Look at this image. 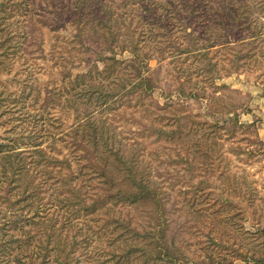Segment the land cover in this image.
<instances>
[{
    "label": "rangeland",
    "instance_id": "obj_1",
    "mask_svg": "<svg viewBox=\"0 0 264 264\" xmlns=\"http://www.w3.org/2000/svg\"><path fill=\"white\" fill-rule=\"evenodd\" d=\"M107 1L113 11H122L116 9L122 0ZM236 1L239 13L241 14L243 7V15L247 16L248 20L247 23L242 22L234 28H223L229 31L230 39L239 37L235 43L229 45L234 55H240L232 63L231 53L225 45L211 47V41L206 39L211 32L215 34V28L221 30V26L225 24L222 18L215 19L213 16V29L208 30L202 41L199 40L202 30H198L197 26L208 19L205 17L207 15L200 14L204 11L203 7L197 12L188 9L187 13L192 15H186L187 18H184L180 25L175 23L176 28H173L174 21H170L172 29L166 31H152L154 28L151 26L138 23L134 7L126 9L129 17H121L115 11L118 38L113 42L118 40V44H122L139 40L144 49L141 50L142 55L135 58L131 52H120L117 47L114 55L121 64L115 67L114 75L104 79L98 74V68L102 70L104 66L100 59L112 54L106 48L102 49L101 53L94 51V34L83 32L85 34L79 36L82 33L79 28L85 24L84 20L77 25L67 23V12L63 10L66 0H4L7 10L1 14L5 16L6 24H2L9 35L1 31L0 43L6 37L8 39L13 36L11 42L16 50L0 48V98H8L9 93L13 96H27L20 100L33 114L38 115V118L23 120L24 116L19 117L15 111L4 112L1 101L0 145H4L2 149L8 151L12 138L19 139L18 144L24 145L16 148H19V152H24L21 155L22 162L32 170L29 164L32 154L30 144L37 142L35 140L39 138L42 142L40 148H46L52 141L49 137L50 131L53 130L50 124L58 125L52 119L54 115L40 118L51 106L45 104L49 100L48 96L51 97V92H64L65 98L72 103L76 100L75 92H87L92 85V79H95L93 92L105 91L114 94L106 108L103 107L100 113L96 112V124L100 125L98 122L102 120L105 122L106 131L112 136L111 148L114 151L119 150L126 159L132 158L133 165L139 159L143 161L142 166L147 175L163 192L161 198L165 202L161 222L159 217L154 218L152 211L142 204L126 205L128 203L119 202L113 203L112 209H106L101 203L106 199L104 197L113 191L110 190L111 184L102 183L104 163L100 164V160V163L98 162L99 151L94 150V145L81 148L76 154L85 157L80 164L93 168L87 172H93L92 186L88 191L94 198H86V207L99 206L95 209V215L74 219V233L69 227L64 228L62 221L56 222L52 228V232L61 233V238L66 240L67 246L64 247L74 252L70 258L71 264H245L243 260L247 256L264 257V246L261 245L264 238L261 241L254 238V235H258L256 232L264 230V60L260 58V63L256 61V64L251 58H241V55L245 54L243 49L247 47L242 44V38L248 40L245 37L250 36L252 29L264 33V0ZM208 2L215 11V0ZM218 2L220 7L221 0ZM193 38L197 41L195 47L191 46ZM254 45L257 53L255 58L258 59L257 56L261 57L264 53V35ZM190 48H199L206 57L191 53ZM150 53L155 56L148 59L147 54ZM94 63L98 66L92 70L94 75L87 76ZM184 72L189 80L191 78L190 81L183 77ZM83 75L87 77L80 78ZM144 79H148L149 85L155 88L151 91L152 99L143 100V106L134 107L137 104L133 102L135 98L131 92H139L141 81ZM101 84L104 89L99 88ZM191 90L196 94V98H183ZM218 98H224V104L229 105L230 109L238 108L239 122L236 125L230 122L232 115L217 113L215 116L216 110H223L220 105H216ZM172 104L175 108H168ZM72 105L75 106L72 108L74 114L78 113L77 108L83 110V104L79 101ZM46 106L47 108H44ZM17 107L22 108V104ZM179 108L181 110H177ZM57 112L58 109L55 113ZM176 114H181L183 118L176 127H171ZM157 117L164 119L161 122ZM220 118L225 119V123L220 124L224 128L223 135L215 144V149L219 151L217 155L222 154L223 158L213 166L200 168L199 165L203 161L192 154V149L188 156L196 166L197 173L186 169L187 157L186 160L176 157L177 151L181 149L169 141L160 140L157 133L159 129L169 133H185L194 120L215 123ZM64 120L68 126L66 141L78 145L80 138L74 136L77 124H73V118ZM42 134H45L43 140L39 136ZM62 148H65V143L58 142L56 150ZM48 151H51V148ZM67 151L71 150L65 148L63 155L67 154ZM181 153L185 155V149L181 150ZM57 155L60 156L59 153ZM3 164L4 162H1L0 168ZM58 170L57 168L54 172L57 182L58 178L60 179ZM88 178L86 176V179ZM0 182V250L11 251L2 253L4 264H38L40 262L31 261V258L27 257L36 251L35 247H29V250H26L28 254L20 251L18 242L16 243V240L22 238L18 236L20 232L3 226L4 222L13 218L11 214L14 210L10 209L9 205H13L15 199L23 196V191L18 188L11 193L13 184L6 176L0 177ZM35 182L39 184L42 202H45L49 209L43 211L42 215L48 217L51 212L50 217H54L57 209L50 207L52 204L49 198L52 193H62L68 187H65L63 182L62 189H54L56 186L51 181L50 186L53 189H49V184H42L43 180L36 179ZM235 185L240 188L242 194H247V189H250L249 192H252L251 195L255 198L254 204L251 200L242 201L235 193H231V187ZM82 192L86 193L85 190ZM206 193L210 195L207 196ZM220 195L223 201L220 200ZM98 198L104 199L97 201ZM225 199H229L231 203ZM228 204L232 206H223ZM219 210H222V213L219 214ZM218 218L225 221L219 223ZM227 219L231 220L230 223L226 222ZM159 225L165 233L164 237L155 234ZM91 226L96 229L103 228L105 234L102 237L92 234L83 245L82 234L87 233ZM110 233H116V237H119V241L117 239L114 245H110ZM47 239L46 237V242ZM131 240L132 247L129 243ZM11 241L13 243L8 244ZM155 242H158L160 247L154 252ZM52 243H56L55 240ZM42 246L47 247L44 242ZM167 253L175 263L169 261ZM159 254H164L165 257L156 259ZM51 257L52 255H48L49 259Z\"/></svg>",
    "mask_w": 264,
    "mask_h": 264
},
{
    "label": "trees",
    "instance_id": "obj_2",
    "mask_svg": "<svg viewBox=\"0 0 264 264\" xmlns=\"http://www.w3.org/2000/svg\"><path fill=\"white\" fill-rule=\"evenodd\" d=\"M58 1L59 0H57V2ZM61 1L63 2L64 0ZM128 1L129 0H122L121 3L124 2L126 4L122 5L120 3L118 4V7H116V9H120L123 12H117L116 10L113 11L111 9L109 1L107 0H66V3L63 6V10L67 12L66 21L68 24L72 23V25H77L81 23V20H84L85 24L79 28L82 30V33L79 34V36L85 34L83 32L94 34L92 41L93 47L95 48L94 51L101 53L103 52L101 50H104L106 48L112 54V56L100 59V61L104 63L102 70H99L98 68V74L101 76V78L109 79L112 75L115 74V67L121 64V62H119L115 57L116 55H114L117 47L120 48V52H131L135 58H139L142 55L141 50L144 48H142V46L140 45L139 40H131L129 41V43L123 42L122 44H118V40H116V42H113L118 38L116 35L117 20L116 17H114V12L116 11L119 16L121 15V17H124V15H126V17H129V12H126V9H128L129 7L135 8L134 11L137 13V16L135 17L138 19V23H142L145 26H151L152 28H154L151 29L152 31H158L159 29H161V31L171 30L172 27L169 25L170 21H174L173 28H176L177 26L175 23H178V25H180L184 22V18H187L186 15H192L187 13L188 9L197 12L199 8L203 7L204 11L200 12V14L207 15L205 17L208 19L200 22L197 26L198 30H202L199 34V40L202 41L204 39V36H207V33L209 32L208 30L213 29V16H215V19L222 18V21L225 24L221 26V30H217L215 28V34L211 32L206 39L207 41H211V47H220L222 45H225L228 52L231 53V63L236 60V57L240 56L236 54L234 55L233 52L230 51L232 47L229 46L232 43H235V40L239 37L232 40L228 36L229 31H225L223 29L234 28L237 24L238 26H240L242 22L247 23V16L243 15V7L240 14V9L237 7L238 2L236 0H221L220 7L218 6V3H220L218 2L219 0H215V11H213V9L210 7L208 0ZM6 7L7 3L4 2V0H0V32H6L9 35V32L5 30V27L2 24H6V20H4L5 16L1 14L2 12L6 13ZM161 8H163V10ZM249 35V37H245L248 40L242 38V44L247 47L243 49L245 54L241 55V58H251L254 63H256V61L260 63V58H263L264 60V53L261 54V57L257 56L258 59H256L255 56L257 53L255 52L254 44L257 40L262 38L264 33H262L261 31H257V29H252L249 32ZM10 38L8 37L7 39L6 37L0 43V48H10L15 51V46L11 42L13 41V36H10ZM196 42L197 41L193 38L191 46L195 47ZM189 50L191 51V53L196 54L197 56L200 55L202 58L206 57V54L204 52H200L199 48H190ZM186 52L189 53V51ZM154 56L155 54L152 53L147 54L148 59ZM147 57L145 59H147ZM96 67L98 66L94 63L93 66L89 69V73L87 76L94 75L92 70ZM144 67L142 73H144L145 71ZM87 76L83 75L80 76V78L84 79ZM187 76V73L184 72L183 77ZM183 77L181 78V80L183 79ZM92 80V85L90 86V88H88L87 92H75L76 100H74L72 103L79 101L81 104H83V110L80 111L77 108L76 111H78V113L76 114H74L72 111V108L75 106H73L72 103L68 102V99L65 98L66 95L64 92H61V94L59 92H51V97L48 96L49 100L46 101L47 103L45 104H51V106H49V109L46 110L44 114L40 116V118L45 119L47 118L46 116L52 117L54 115V118L52 117V119L55 120L58 125H55L53 123L50 124V126H52L53 128V130H51L49 134V137L52 139V141L51 144H48L46 148H40L42 146V142L38 140L39 138H36L35 141L37 142H32L30 144V147L32 148V154L30 155L31 161L29 164L32 166V170L28 169L22 162L21 155H23L24 152H19L17 150L19 148H16L19 147V145H24V143L18 144L19 139L13 140L12 138L10 149L8 151H4L2 149V146L4 145H0V164L1 162H4L3 167L0 168V177L6 176L10 179V183L13 184L11 193H13L18 188L22 189L23 191V196L15 199L13 205H9L10 209L14 210L11 214L13 218L4 222L3 226L7 229L10 228V230L20 232L18 236H21L22 238L16 240V243L18 242L20 251H24L28 254L26 250H29V247L31 246L35 247L36 251H33L32 254H28L27 257L31 258V261L40 262L38 264H71L70 258L74 252L72 251V249L64 247L67 246L66 240L61 238V233L55 234V232H52V228L54 227V224L56 222L62 221V226L64 228L69 227V229H71V232L74 233V219L79 220L80 217H88L96 214L95 209H97V206L99 205H97L96 207L94 206L95 208L86 207V198L89 199L90 196L94 198V195L90 194L88 191L92 186L91 173L93 172H87V170L93 168L89 167V165L86 164H80V161L85 157L82 155H76L77 153H79L81 148L88 147L89 145H94V150L99 151L98 162L100 160V164L104 163L103 168L105 169L103 173L104 180L102 181V183L103 185L111 184L110 190L113 191V193L104 197L106 199L98 198L97 201H101L102 199H104L101 205H104L108 210L112 209L111 205H113V203H128L126 205L142 204L145 205V207H148L150 211H152V216L154 218L159 217V221H162V218L160 217L163 214V206L165 202L161 198V194H163V192L158 189L157 185L153 183L152 178L147 175V172L143 168V161L139 159L138 162L133 165L132 158L126 159L121 155V152L119 150L114 151L111 148L112 145L110 143V139H112V136H110L108 131H106L107 128L105 126V122L103 120L101 122H98V124L100 125H97L95 122L96 119L94 117L96 112L100 113L103 110V107L106 108L109 101L114 97V94L112 95L109 94V92L105 91L93 92L92 87L96 85H94L95 79ZM187 80L190 81L191 78L189 80L187 77ZM99 88L104 89L105 87L103 86V84H101ZM154 89L155 88L152 85H149L148 79L142 80L139 92H131L132 96L135 98L133 102L137 104L134 107L143 106L141 105V102L143 100H151L153 93L151 91H153ZM188 96L196 98V94L193 92V90H191V92L183 98H187ZM25 98H27V96H13L11 93H9L8 98L5 99L3 98V96H1L0 104L1 101H3L2 111H15L19 114V117H21L22 115L24 116V118H22L23 120H27L28 118L37 119L38 115L33 114V112H31V110L26 107L25 103L21 102L22 100L20 99ZM223 99L224 98H218L216 105H220L223 110H216L215 116H217V113L232 115V117L230 118V122L236 125V123L239 122V113L237 110L238 108L232 107V109H230V107H228L229 105L224 104ZM19 104H22V108L17 107L19 106ZM176 104L177 103H175V105ZM14 108L15 110H12ZM44 108H47V106ZM168 108L174 109L175 107L172 104ZM57 109V113H61L60 115L55 113ZM177 110H181V108ZM188 115L191 116L190 114ZM65 118H69L71 120L73 118V124H77L76 129H74V136L75 138H80V142L78 145H76L75 143L70 144V142L66 141L65 135L67 133L66 131L68 126L64 122ZM161 118L162 119H158L162 122L164 117ZM182 118L183 116H181V114H176L174 122L170 124L172 125L171 127H176L180 123ZM222 122L225 123V119L220 118L215 121V123H209L207 121L197 122V120H194L188 132L177 134L176 131H172L171 133H169L164 129H159L157 130V133L160 140L169 141L178 149H185V155L181 153V150L179 152L175 150L177 151L176 157L180 160H186L187 157L186 169L191 173H197L196 166H194V163L188 156L189 152L192 149V154H194L195 157H197L199 160L202 159L203 161L202 164L199 165L200 168H203V166L207 165L213 166L214 163L222 160L223 158L222 154L220 156L217 155L219 151L218 149H215V144H217V142L223 135L222 130L224 128L222 125L220 126ZM39 136L42 140L45 139V134ZM58 142L65 143V148L71 151H67L68 153L63 155V151H65V148H62V150H56ZM50 148L51 151H48ZM100 150L102 151L101 154ZM54 151H57L60 156H58L57 153L55 154ZM57 157H61L62 159L58 160ZM57 168L59 169L57 171L58 177L60 176V179L58 178V182L55 181L56 176L54 175L55 169ZM31 171L34 172V174ZM86 176L89 178L86 179ZM35 178L43 180L44 183L42 184H49V186L51 185L52 181V183H54V186H56L54 189H62L61 185L63 182L65 183L64 186L68 187L66 191L62 193L55 192V194L52 193V195L50 196L49 202L52 204L50 207L57 209L55 214H53L54 217L52 218L50 217L51 212L48 217H46V215H42L43 211L49 209L47 207V204L45 202H42V197L40 196L41 191L39 190L40 187L38 186L39 184H36ZM27 179L29 180L27 181ZM49 189L53 188L50 186ZM231 189L233 190L231 193H235L236 196L242 201L251 200L254 204L255 198L253 199L254 195L252 196V192H249L250 189H247V194L249 195H247L246 193L242 194L240 188L237 185L231 187ZM82 190H85L86 193L82 192ZM209 195L210 194H207V196ZM220 200L223 201L221 195ZM225 200L230 202L229 199ZM93 202L96 203V201L94 200ZM223 206L226 207L232 205L228 204ZM15 207L16 209H14ZM220 213H222V210H219V214ZM222 221L225 220H219L218 218L219 223H221ZM230 221V219L226 220V222L229 223ZM223 224L225 225L226 223L224 222ZM115 227L117 228V226ZM158 227L159 229L155 231V234L162 235L164 237L165 233L164 231H161L162 226L159 225ZM89 228L87 233L85 232V234H82L84 236V239H82L81 244L83 245L89 240L88 236H91L92 234H99V236L102 237L103 234H105V232L102 230L103 228L96 229L93 226H91V229ZM256 233L258 235H254L255 240L259 241L260 239L261 241L262 238H264V230H260ZM116 235V233H110L108 235V237L110 238V245H114L117 242V239L119 241V237L117 238ZM46 237L48 238L47 242L45 241ZM53 240H55L56 243H52ZM43 242L46 243L47 247L42 246ZM132 242V240L129 241V243H131V247L133 246ZM10 243L13 242L11 241L8 244ZM261 245L264 246V242L261 243ZM159 247V243L155 242L154 252L157 251ZM6 251L8 253H11V251H8L6 249L2 251L0 250V264H4V258L1 256L3 255L2 253H6ZM17 251L18 254H20V251L18 249ZM48 255H52L53 258L51 257L49 259ZM164 257V254H159L156 256V259H161ZM166 257L169 258V261L175 263L174 259L170 256L169 253L166 254ZM14 261L17 262V260ZM243 261L245 264H264V257L261 255L251 257L247 256Z\"/></svg>",
    "mask_w": 264,
    "mask_h": 264
}]
</instances>
